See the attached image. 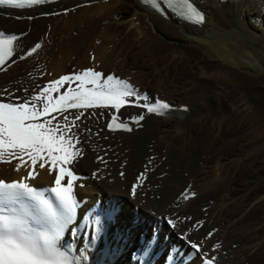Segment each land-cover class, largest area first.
<instances>
[{"label":"bare ground","instance_id":"obj_1","mask_svg":"<svg viewBox=\"0 0 264 264\" xmlns=\"http://www.w3.org/2000/svg\"><path fill=\"white\" fill-rule=\"evenodd\" d=\"M193 2L205 15L200 27L163 18L137 0L0 9V31L19 37L18 52L41 44L0 73V102L30 101L51 80L91 68L101 72V83L112 75L151 102L159 98L187 109L181 117L147 116L130 134L105 132L106 110L84 112L76 121L83 155L70 167L74 198L82 204L80 224L103 221L97 247L83 250L87 264H200L178 239L184 232L203 241L215 264H264V0ZM79 83H65L52 95ZM140 113L122 111L124 118ZM68 114L72 119L76 113ZM60 120L56 115L54 125ZM141 173L143 184L132 198L131 184ZM54 179L30 164L18 168L7 151L0 159L3 183L40 191L54 187ZM185 189L195 195L184 200ZM108 210H115L110 221ZM177 214L172 230L165 218ZM77 243L80 256L82 239Z\"/></svg>","mask_w":264,"mask_h":264},{"label":"snow or ice","instance_id":"obj_2","mask_svg":"<svg viewBox=\"0 0 264 264\" xmlns=\"http://www.w3.org/2000/svg\"><path fill=\"white\" fill-rule=\"evenodd\" d=\"M50 2L51 0H0V6L25 9ZM141 2L163 14L158 0H141ZM163 5L173 9L180 19L193 25H202L205 22L204 15L194 6L193 0H163ZM48 14L56 15L57 13H45V15ZM32 18L28 17V19ZM18 39L17 35L0 31V66H3L14 54L19 60H24L41 48V44L36 43L27 51L21 49L18 52L14 43ZM101 77V72L88 68L73 76L62 75L58 79L51 80L41 86L40 90L31 96L30 101L24 100L18 104L0 102V159H3V153L7 151L9 157L17 161L18 168L21 166L28 168L30 164L33 168L38 167L45 172H51L55 177V186L50 191L55 194L59 202V207L53 208L48 200L34 196V199L38 201L39 213L34 215L22 203H17L19 192L15 191L23 190L24 193L34 195L33 190L25 183L4 185L3 181H0V202L7 201L11 205L7 209L9 214H0V264H87V257L83 250L81 255L76 257L71 255V247L67 251H61L58 247L64 229L72 223L77 208L73 196L74 169L70 166L83 155V151L78 147L81 142L80 129L75 122L81 120L84 112L77 111L70 120L67 114L68 109L87 110L110 107L118 111L126 103H131L157 116L171 111L168 103L159 98L151 102L148 95H142L124 80L108 75L101 83ZM73 80L80 82L81 87L75 91H64L63 94L55 97L52 95L59 93L61 86L65 83L70 84ZM84 84L92 87L86 90L83 87ZM6 94L11 99L12 94ZM53 112L61 117L55 125L52 119L40 121L41 117ZM118 119L116 115H112L111 119L106 120L109 131L130 132L132 130L128 123H118ZM143 119V113L131 117L132 123L135 124H139ZM85 131L91 135L90 130L85 129ZM123 175L124 173H121V176ZM28 176H33V171L30 170ZM65 178L67 186H62V180ZM144 178V173H141L131 184L129 194L132 198L137 197V189L142 186ZM181 195L184 200H187L195 193L185 190ZM176 206L179 207V204ZM3 211L4 209H0V212ZM114 214L115 210H108L105 213L109 221ZM179 219L178 214L175 218H165L166 225L175 230ZM185 219L191 218L185 217ZM30 222L42 225L41 229L37 231L30 227ZM202 223V221H196V224L202 225ZM93 225L92 245L102 234V219L98 217L93 221ZM212 235V232L207 233L208 237ZM178 239L183 241V246L189 250L190 254H195L200 264H215L216 257L210 255L201 246L203 241H193L188 232H184ZM218 247L219 245H214L213 250ZM149 253L150 249L146 248L145 254Z\"/></svg>","mask_w":264,"mask_h":264},{"label":"rangeland","instance_id":"obj_3","mask_svg":"<svg viewBox=\"0 0 264 264\" xmlns=\"http://www.w3.org/2000/svg\"><path fill=\"white\" fill-rule=\"evenodd\" d=\"M5 17H6V15H5ZM169 23H170V22H169ZM20 25H21V26H20L21 28L19 27V30H18V31L23 30L22 28H23V25H24V24H23V23H22V24L20 23ZM18 31H17V32H18ZM6 34H9V33H6ZM10 34H14V33H10ZM38 50H39V49H38ZM14 60H15V61L22 62V60H19L18 58L14 59ZM71 88H72V87H71ZM173 102H174V101H173ZM142 242H144V240H143Z\"/></svg>","mask_w":264,"mask_h":264}]
</instances>
